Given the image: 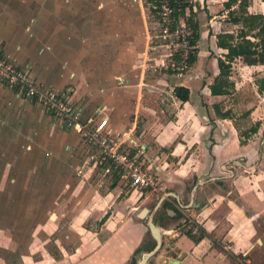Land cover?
Masks as SVG:
<instances>
[{"label":"crops","instance_id":"obj_1","mask_svg":"<svg viewBox=\"0 0 264 264\" xmlns=\"http://www.w3.org/2000/svg\"><path fill=\"white\" fill-rule=\"evenodd\" d=\"M139 1L138 12L129 1L120 17L114 0H0V53L29 70L43 87L65 93L83 113L86 106L80 99L97 102L96 120L90 119L106 118L113 133H127L144 146L157 187L139 192L145 198L138 207L148 212L154 207L155 214L167 217L157 227L162 245L172 241L170 264H264V122L254 128L256 141L242 143L230 119L232 111L222 107L230 92L214 96L210 90L220 74L218 59L227 53L217 47L216 35L238 34L241 26L231 22L229 12L238 10L241 0L231 8L229 0L188 1L186 13L190 16L192 9L198 25V56L180 76L157 72V60H136L141 50L137 44L149 35ZM246 3L248 14L264 16V0ZM217 19H227L237 30L216 32ZM207 38L212 45L208 51L201 48ZM247 39L255 41L251 35ZM211 52L220 56L208 60ZM158 82L170 89L171 105L178 106L172 119L160 107L163 87ZM178 87L189 90L187 102L175 97ZM216 110L230 115L220 117ZM49 120L65 140V131ZM134 226L137 236L127 233L123 244L128 256L143 238L144 227ZM37 256L14 254L11 260H46Z\"/></svg>","mask_w":264,"mask_h":264},{"label":"rangeland","instance_id":"obj_2","mask_svg":"<svg viewBox=\"0 0 264 264\" xmlns=\"http://www.w3.org/2000/svg\"><path fill=\"white\" fill-rule=\"evenodd\" d=\"M129 1L131 8L137 11L139 0H114L115 14L122 17ZM141 1L149 35L137 44L141 50L136 60L160 63L169 50L163 40L150 39L157 34L153 19L156 14L151 4ZM188 1L195 4L194 0ZM227 19H217L214 30H237L224 22ZM155 44L163 46L151 50ZM210 47L207 38L201 48L208 51ZM219 56L220 53L211 52L207 59ZM160 65L157 72L167 74V69ZM229 76L232 82L228 87L230 94L222 99V107L232 111L230 119L239 140L242 143L256 141L254 132L257 129L252 130L257 122H264V94L257 91L256 83L264 77V69L237 59L231 65ZM158 85L163 87L158 94L160 107L168 110L172 119L178 106L171 105L170 89L159 82ZM80 102L86 106L84 118L95 119L97 102L90 99H80ZM62 131L67 134L65 140L60 139L61 132L51 126L49 116L38 104L25 100L0 83V257L4 259L0 264H18L11 259L14 254L23 253L35 254L37 258L42 255L46 259L35 264H140L148 253L146 249L155 241L149 224L157 227L158 223L164 224L167 217L162 213L155 214L154 207L144 218L140 217L146 208L138 207L144 194L140 196L139 191L128 188L123 181L113 185L107 177L81 172L85 157L81 138L73 131ZM126 200L129 203H125ZM123 202L128 205L122 206ZM135 207L137 211H133ZM104 217L105 221H102ZM134 223L144 227L140 233L143 238L138 252L128 256L123 244L127 233L131 238L137 236ZM198 235L199 232L196 237ZM171 246L172 241L166 240L147 264H170L167 259L172 253ZM50 258L61 261L54 263ZM20 263L34 264L32 260Z\"/></svg>","mask_w":264,"mask_h":264},{"label":"built area","instance_id":"obj_3","mask_svg":"<svg viewBox=\"0 0 264 264\" xmlns=\"http://www.w3.org/2000/svg\"><path fill=\"white\" fill-rule=\"evenodd\" d=\"M175 3L180 6L179 2ZM152 7L156 14L153 19L157 34L150 39L163 40V45L169 50L167 55L162 56L168 62L164 63L161 59L160 64L168 73L184 75L190 70V58L197 49V41L195 45L192 44L194 30L188 23V8L183 15L176 17V9L170 0H156ZM163 45L155 44L150 49L155 50ZM0 83L25 100L38 104L56 127L73 131L81 138L85 156L81 172L101 175L112 181L118 178L128 188L139 192L157 187L152 168L146 165L144 146L135 144L127 133H113L106 118L98 121L85 119L83 110L65 93L43 87L29 70L14 65L1 54Z\"/></svg>","mask_w":264,"mask_h":264},{"label":"trees","instance_id":"obj_4","mask_svg":"<svg viewBox=\"0 0 264 264\" xmlns=\"http://www.w3.org/2000/svg\"><path fill=\"white\" fill-rule=\"evenodd\" d=\"M171 4L175 7V16L179 17L183 15L185 9L189 7L187 0H170ZM180 3V6H177V3ZM146 3L151 4L152 6L156 4V0H146ZM236 3V0H229L228 7L231 8L232 5ZM246 0H241L238 6V10H232L229 12L231 22L240 25L241 28L238 34H218L216 35V45L218 48L224 49L227 53L224 56V60L221 58L218 59V68L220 70L219 76L215 79V82L210 86L211 94L216 95H227L229 93L228 87L231 86V83L228 79L229 70L231 68V62L237 58H241L248 65H263L264 66V16L262 15H250L246 11ZM188 23L194 30V40L192 44L195 45V41L198 40V25L194 20V14L192 9L190 10V17ZM251 35L255 41L247 39ZM196 53V50L194 51ZM196 59V54L190 58V65H193ZM259 93H264V77L257 81ZM174 95L177 99L182 102H187L189 100V90L187 88L178 87L174 90ZM217 114L220 117L228 118L230 113H220L217 111ZM258 126V124L256 125ZM256 129L252 130L255 131ZM118 181V178L113 180V185ZM199 242L202 238L200 234L195 237ZM156 246V242L146 249L145 252L152 251ZM138 252V249L134 252L135 255Z\"/></svg>","mask_w":264,"mask_h":264},{"label":"water","instance_id":"obj_5","mask_svg":"<svg viewBox=\"0 0 264 264\" xmlns=\"http://www.w3.org/2000/svg\"><path fill=\"white\" fill-rule=\"evenodd\" d=\"M147 214H148V210L144 209L141 212L140 217L144 218ZM148 227H149L152 237L154 238L156 242V247L152 251L148 252L147 254L143 256L140 264H147L150 258L156 255L157 252L162 247V240H161V234H160L159 228L156 227L153 223H150Z\"/></svg>","mask_w":264,"mask_h":264}]
</instances>
